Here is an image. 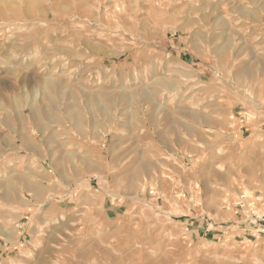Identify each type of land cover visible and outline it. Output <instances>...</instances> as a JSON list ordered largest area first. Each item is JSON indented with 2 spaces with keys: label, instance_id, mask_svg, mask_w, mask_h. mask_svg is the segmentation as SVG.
Returning a JSON list of instances; mask_svg holds the SVG:
<instances>
[{
  "label": "rangeland",
  "instance_id": "374dc122",
  "mask_svg": "<svg viewBox=\"0 0 264 264\" xmlns=\"http://www.w3.org/2000/svg\"><path fill=\"white\" fill-rule=\"evenodd\" d=\"M0 264H264V0H0Z\"/></svg>",
  "mask_w": 264,
  "mask_h": 264
},
{
  "label": "bare ground",
  "instance_id": "6f19581e",
  "mask_svg": "<svg viewBox=\"0 0 264 264\" xmlns=\"http://www.w3.org/2000/svg\"><path fill=\"white\" fill-rule=\"evenodd\" d=\"M246 75V74H245ZM53 81V80H52ZM242 81V80H241ZM46 85H48V86H50V87H53V82H46ZM44 87V86H43ZM45 88V87H44ZM43 90V89H42ZM37 96V95H36ZM68 114H70V112H68ZM192 117H195V115L193 116L192 115ZM192 117H190V118H192ZM23 140V139H22ZM25 146H29L28 145V143L30 144V142L28 141V143L26 142V141H24L23 140V142H22ZM6 237V239H8L9 238V234L8 233H6L5 232V236H4V238ZM11 238V237H10Z\"/></svg>",
  "mask_w": 264,
  "mask_h": 264
}]
</instances>
